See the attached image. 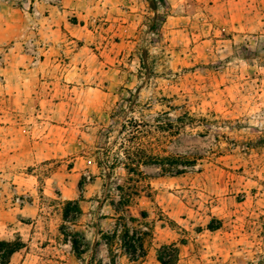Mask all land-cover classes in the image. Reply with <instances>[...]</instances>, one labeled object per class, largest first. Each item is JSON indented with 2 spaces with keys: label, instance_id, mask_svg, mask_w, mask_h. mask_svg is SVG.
I'll return each instance as SVG.
<instances>
[{
  "label": "rangeland",
  "instance_id": "rangeland-1",
  "mask_svg": "<svg viewBox=\"0 0 264 264\" xmlns=\"http://www.w3.org/2000/svg\"><path fill=\"white\" fill-rule=\"evenodd\" d=\"M166 2L0 0L9 264H264V0Z\"/></svg>",
  "mask_w": 264,
  "mask_h": 264
},
{
  "label": "trees",
  "instance_id": "trees-1",
  "mask_svg": "<svg viewBox=\"0 0 264 264\" xmlns=\"http://www.w3.org/2000/svg\"><path fill=\"white\" fill-rule=\"evenodd\" d=\"M148 5H149V9L151 10V12L154 14V19L150 22L149 24V30L152 31H159L160 27L164 24L165 22V18L163 16H160L159 13L160 11L164 10H168L169 7L167 5L166 0H147ZM147 57H148V53L146 51V49L143 48V55L141 56V63L144 67V69H148L146 67V63H147ZM262 146H264V142H262V144H260ZM148 159V158H145ZM144 165H151L152 160H145V162H143ZM103 168V172H106V168H108L105 164V167ZM127 169V168H126ZM110 174H107L105 179H109ZM115 188H113V191H115L117 194H119V197L121 199V202L124 206H128L131 204V202L134 200V197H136L138 195V190H134V194H126L124 191L125 189L122 188L121 186H117V184L114 185ZM104 191H106V189L108 188V186L105 184L103 186ZM108 193H110V190H108ZM67 219V218H66ZM21 248L20 247H16L13 246V244L10 243H6V242H0V264H9L10 259L12 258V256L17 253ZM162 264H167L166 262H164L163 260H161Z\"/></svg>",
  "mask_w": 264,
  "mask_h": 264
}]
</instances>
